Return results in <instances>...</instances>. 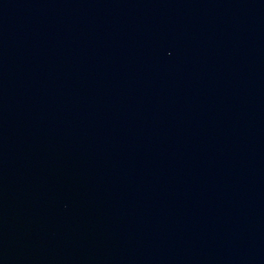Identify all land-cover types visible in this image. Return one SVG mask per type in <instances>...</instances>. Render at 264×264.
<instances>
[{
  "label": "water",
  "instance_id": "1",
  "mask_svg": "<svg viewBox=\"0 0 264 264\" xmlns=\"http://www.w3.org/2000/svg\"><path fill=\"white\" fill-rule=\"evenodd\" d=\"M0 264H264V0H0Z\"/></svg>",
  "mask_w": 264,
  "mask_h": 264
}]
</instances>
